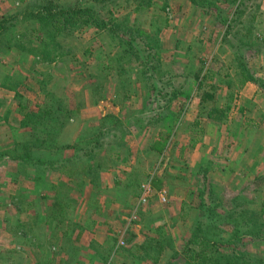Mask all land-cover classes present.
Returning a JSON list of instances; mask_svg holds the SVG:
<instances>
[{"label": "rangeland", "instance_id": "1", "mask_svg": "<svg viewBox=\"0 0 264 264\" xmlns=\"http://www.w3.org/2000/svg\"><path fill=\"white\" fill-rule=\"evenodd\" d=\"M44 1L50 0H0V22L8 19L11 32L0 35V151L16 152L7 143L17 135L25 137L14 129L28 113H45L51 106L55 119L66 124L55 129L61 132V145H70L71 137L80 133L96 139L103 121L107 127L116 123L118 130L122 124L124 133L112 131L106 144L95 146L94 153L106 165L95 186L82 172L65 175L62 170L60 178L50 168L21 167L10 159L0 165V264H88L91 255L74 253L67 237L72 224L87 222L89 213H97L101 224L109 222L105 228L114 233L111 253L96 252L95 264H134L126 250L143 256L138 251L142 245L163 237L172 239L182 264L201 205L216 210L212 221L219 227L209 229L210 238L228 242L237 225L240 240L232 247L250 252L252 264H264V90L253 83L249 89L237 85L243 62L264 83V0H204L200 7L188 0H52L58 8H89L101 20L114 18L134 32L130 36L84 23L58 38L59 52L66 55L54 63L30 56L41 46L32 33L37 23L25 13ZM137 36L150 39L151 46L160 42L155 50L160 57L149 56L148 67L142 59L145 46L131 39ZM143 70L153 79L147 90H140L143 81L137 85L135 77ZM178 88L183 95L172 103L181 116L175 122L162 109L165 96ZM206 92L215 100H203ZM59 107L63 112L58 113ZM215 107H230L221 124L207 118ZM134 114L138 123L130 120ZM35 150L39 158H48L45 151ZM146 150L153 153L145 156ZM130 155L141 157L147 171L135 173L132 166L126 171L115 160ZM64 156L67 167L77 166ZM38 184H43L46 198L36 193ZM144 186L151 189L143 198ZM61 201L67 205L59 207ZM84 211L88 215H81ZM31 241L53 255L41 257L28 246ZM218 250L231 257L230 244ZM172 257L167 248L157 264H169ZM139 264L155 263L149 259Z\"/></svg>", "mask_w": 264, "mask_h": 264}, {"label": "trees", "instance_id": "2", "mask_svg": "<svg viewBox=\"0 0 264 264\" xmlns=\"http://www.w3.org/2000/svg\"><path fill=\"white\" fill-rule=\"evenodd\" d=\"M51 1V2H50ZM47 2H42L38 6L30 8L25 13V18H27L28 21L33 22L37 27L32 29V33L36 34L37 39L39 40L38 43L41 46L40 48L34 47L32 50L37 49L35 51V54H29L30 56H33L35 58H39V60L43 61L44 63H54L61 60L65 53L61 50V45L58 43V38L62 37L65 32L68 31H75L80 27L82 24L88 25L90 22L99 29H109L110 27L112 32L118 31H125L126 34L133 36L132 32L133 29L121 26V23L118 21H114L115 19L111 18L109 22H105L104 20H101L97 14H95L91 9L89 8H82V7H75V8H58L54 5L53 1L50 0ZM191 2V4L196 6H204L203 2L204 0H188ZM243 1V0H242ZM241 1V2H242ZM246 1V0H244ZM241 5V4H240ZM138 11V10H137ZM85 18V20H83ZM3 18L2 22H0V35L8 32L10 30V27L7 26L8 19L4 20ZM223 21L226 20V17L222 16ZM113 20V21H112ZM84 21V22H83ZM109 31V30H108ZM11 32L9 31L6 33V35H9ZM134 33V32H133ZM131 39H139L143 45L145 46L144 52L145 56L142 57L143 61L145 62V66L148 67L147 59L152 57L153 59H157L160 57L159 53H157V49L160 46L159 44L155 46L150 45V39L146 38L144 39L143 36H137ZM7 48V47H6ZM11 48V47H10ZM31 50V51H32ZM156 50V51H155ZM126 52V51H125ZM135 56L140 55V52H134ZM243 59V58H242ZM241 59V60H242ZM159 61V60H158ZM242 69H240L237 79V85L239 88L245 87L248 83H253L259 88L261 87L262 90H264V83L259 79L255 77V74L252 73L248 66L243 62L242 63ZM157 66H154V70H157ZM145 72H142L140 75L139 72L135 76L138 82H142L140 90H147L152 87V77L148 75L146 70H143ZM144 79V80H143ZM169 83V82H168ZM167 83V84H168ZM138 83L137 85H139ZM166 84V85H167ZM170 84V83H169ZM140 87V86H139ZM105 91V90H104ZM139 91V88H138ZM181 89L178 88L177 90H173V92L168 93L166 97V106L162 109L165 110L168 113L169 118L174 119L176 122L177 119L179 120L180 114L177 113L175 109L172 107V103H174L179 97H182ZM235 99V98H234ZM233 99V100H234ZM203 100L209 101V100H215L214 94H211L209 92H206L203 96ZM237 101V100H236ZM58 113L63 112L61 107L57 109ZM230 111V107H227L225 110H220L219 108L215 107L212 108V110L207 115V118L209 121H213L215 124H221L223 121H226L228 118V112ZM43 111L39 112H30L28 113L25 118L23 119L22 123L19 127L14 129L15 134H23L25 138L23 140H20L18 135L13 139V142L7 143L6 146L14 147L16 152L7 154V152L0 151V165L9 163V159L13 160L14 162H17L21 167L22 166H42L44 168H47L54 172H59L64 170V174L67 175L69 172H75L76 174L79 172L85 173L86 175L91 177V184L94 186L96 185V179L99 175V172L102 168H105V164H101L100 160L97 157V154L94 153L95 146H100L106 144V135H108L112 131H117L119 129V126L111 125L110 127H107V125H104V122L101 124L102 127L97 128V132L99 133V136L96 137V139L88 138L85 135H82L79 139L76 140V143L74 145H61L59 144L58 136L61 134L55 133V129L60 125L63 128H65L66 124H60L58 118L55 119V113L56 110L53 109V106L49 107L47 111L43 114ZM216 115L213 118V115ZM221 115V116H220ZM162 116V115H160ZM31 120V121H30ZM130 120H133L134 122L138 123V115L134 114L130 116ZM30 121V122H29ZM119 121V120H118ZM120 123V122H119ZM129 123V122H128ZM200 122H195V127H200ZM122 124H120V130L118 132L124 133V129H122ZM26 130L29 131V133H26ZM61 131V130H60ZM31 132V133H30ZM125 132H129L126 131ZM101 139V140H100ZM96 144V145H94ZM10 147L5 148L3 150H8ZM40 149V151H45L48 153L47 159H41L39 156L35 155V152ZM34 150V151H33ZM74 151L72 160H74V164H77V166L74 167H67L70 163L67 158L64 156L65 153ZM33 154V155H32ZM10 156V157H9ZM12 157V158H11ZM120 158V156H119ZM103 165V166H102ZM60 173V172H59ZM81 174V178H82ZM76 176V175H75ZM95 176V177H92ZM74 177V176H70ZM264 178V177H263ZM83 183H86V180ZM86 181V182H85ZM83 185V184H81ZM59 207H62V204L59 205ZM206 208V209H204ZM218 209V208H217ZM199 215H197L196 222L192 226L193 234L188 239L185 248L183 249L184 255L182 256L183 259H181L182 264H252V255L250 252H240L235 251L233 248L234 245L238 243L240 240V233L239 228H237V225H233V236L231 237L228 242H222V239L219 238L215 239L210 238V235L208 234L209 229L216 231L218 230L219 225L216 223H213L212 220L216 218L214 215L215 208L212 207H204V205H201L199 208ZM234 211H231V213ZM236 214L238 213H235ZM210 220V222H208ZM260 222V221H256ZM252 223L249 227V234L254 233L255 227ZM249 226V223H248ZM263 227V226H262ZM261 232L257 234L255 238H259ZM254 236V234H253ZM192 237V239H191ZM40 238H42L40 236ZM160 238V237H159ZM212 239V240H211ZM41 241V239H37ZM172 239L171 238H160V239H151L149 242H147L145 245H142L141 248L138 249V251L143 253L142 255L135 254L129 250H126L127 253L132 256L134 259V264H139L140 260L147 261L151 260L153 263L157 264L161 257L164 255L167 248H170L173 251V257L171 258V264L174 262V264H181L178 261V257L181 256L178 251L176 252L173 246L171 245ZM26 243V242H25ZM36 242H31L30 246L32 248H42L41 245H37ZM231 245V257H227V255L224 252L219 251V247ZM233 246V247H232ZM234 249V250H233ZM40 256L43 257L47 254V257L50 255H53L50 250H47V253L45 251H39ZM230 253V252H229ZM55 259V258H54ZM39 261V258L37 259Z\"/></svg>", "mask_w": 264, "mask_h": 264}, {"label": "crops", "instance_id": "3", "mask_svg": "<svg viewBox=\"0 0 264 264\" xmlns=\"http://www.w3.org/2000/svg\"><path fill=\"white\" fill-rule=\"evenodd\" d=\"M250 84L252 85V83H248L247 85H245L244 88L245 89H249V85ZM68 126H69V129H70V125H68ZM66 131H67V133H69L68 132V129H66ZM82 134L83 133H80L77 136H72L71 137V140L72 141H70V142L73 143L74 141H76L77 139H79ZM126 139L128 140V137ZM150 153H153V151L146 150V155L145 156H149ZM66 155L72 157V153L70 151L68 153H66ZM125 157H127V158L126 159H121V160H120L119 157H117L115 160L120 161L121 165L126 168V169L124 168L126 171H130L131 170V167L130 166H132V169H133V171L135 173H136V171H137V173L147 171L145 169V166H144V164H146V162H144V160H142L141 157H137V160H134V157L131 156V155L130 156H125ZM248 157H250V156L244 157V159L247 162L250 161V162H248L249 165L252 168H254V166L256 164L255 160H249V159H247ZM262 161L263 160H261V162ZM257 165H259L258 162H257ZM48 171L52 172V175H55V174H58L59 175V172H54L52 170H48ZM61 174L62 173L60 172V175H59L60 178H61ZM57 185H59V184H57ZM38 186H40V184H38ZM38 186H36V188H37V192L36 193L40 192V193H38V196H41L40 198H46L47 195L42 194V192H45L43 184H42V186H40V189L39 190H38ZM53 188H56V187L54 186ZM100 189L103 190V186L102 185H101V188ZM105 189H107V188H105ZM52 192H54V191H52ZM77 200H79V199H77ZM89 200L90 199L87 198L83 203L87 204L88 203L87 201H89ZM70 201H73V200H70ZM82 201H81V203H82ZM73 203H74V201H73ZM61 204L63 206L64 205H67V204H64L63 201L59 202V205H61ZM154 208H155V206L152 205V211L153 212L156 211V208L155 209ZM61 211H63V209ZM96 214L97 213H95V215H93V214H90L89 213L90 216L87 218L88 219L87 222H85L84 220L81 219V220H79V223L80 224H74V225L72 224V228L74 226H75V228L73 229V232L70 234L71 236L69 235L67 237L69 239V241H67V242L69 243V245H72V247L74 248V250H73L74 253L77 254L78 252L79 253L86 252L87 255H91L90 256V259H89L90 262L88 264H92V263L95 264L96 261L98 263V260H97V257H96V252H98V253L102 252L103 254H107V253L110 254L111 251H112V248H113V238H112V234L114 235V233L111 232V234H110V230H108L107 228H105L107 225H109L108 224L109 222H105L104 221L103 224H101L100 221H99V218H97V215ZM81 215L86 216V215H88V213H86L84 211V213L81 214ZM117 219L118 218H115L111 222L112 223H117ZM74 222H75V220H74ZM91 227H93V228H91ZM110 229H112V228H110ZM62 236H63V234H62ZM36 237H37V235H36ZM51 238L54 239L53 236L50 237L49 239L51 240ZM61 239L63 241V238H61ZM61 244H63V242ZM21 246H22L21 247V250H22V248H24V246H26V243L23 242V245H21ZM28 246L32 249V251H35L37 253L41 249V248L38 249V247L37 248H32L30 246V244ZM41 251H45V250L41 249ZM62 251H63L64 254L67 253L66 248L64 246H62V248H61V252ZM82 262H84V260H82V261H80V263H76V264H83Z\"/></svg>", "mask_w": 264, "mask_h": 264}, {"label": "built area", "instance_id": "4", "mask_svg": "<svg viewBox=\"0 0 264 264\" xmlns=\"http://www.w3.org/2000/svg\"><path fill=\"white\" fill-rule=\"evenodd\" d=\"M150 189H151V188H149V187H147V186H144V187H143V190H144V192H145V195L143 196V198H144V197H147L148 195L150 196ZM143 201H145V200L143 199ZM163 202H165V200H163Z\"/></svg>", "mask_w": 264, "mask_h": 264}]
</instances>
